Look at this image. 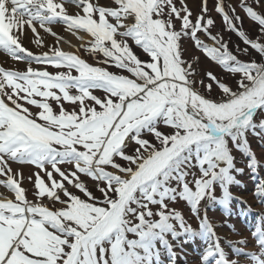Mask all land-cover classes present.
<instances>
[{
	"label": "snow or ice",
	"instance_id": "1",
	"mask_svg": "<svg viewBox=\"0 0 264 264\" xmlns=\"http://www.w3.org/2000/svg\"><path fill=\"white\" fill-rule=\"evenodd\" d=\"M209 3L194 15L185 0H0V53L15 62H0V185L10 194L0 193V264H176L169 235L207 241L199 264H264V226L251 240H227L229 252L206 209L197 230L174 206L186 202L199 217L202 202H218L231 215L233 199L245 203L230 191L239 183L233 170L244 171L232 148L256 170L248 134L264 140L256 119L264 116V0ZM237 7L260 26L255 38ZM213 10L247 47L234 53L213 34ZM56 24L89 36L86 50L103 59L62 50ZM188 40L231 82L211 70L213 83L196 79L200 61L185 58ZM12 163L38 169L28 176L32 199ZM255 195L264 198V183Z\"/></svg>",
	"mask_w": 264,
	"mask_h": 264
},
{
	"label": "rangeland",
	"instance_id": "2",
	"mask_svg": "<svg viewBox=\"0 0 264 264\" xmlns=\"http://www.w3.org/2000/svg\"><path fill=\"white\" fill-rule=\"evenodd\" d=\"M196 3L197 5L195 7H190L187 5L190 9L193 10L194 15H198L200 12L201 1L197 0ZM228 3L238 5L239 0H225V4L227 5ZM209 7H212L214 9V0H210ZM237 12L243 18V30H245L250 35V37L255 38L259 34L260 26L258 25V23L248 18L246 13L239 7H237ZM211 16L216 22L215 26L212 28L213 34L219 33L224 40L228 41L229 47L234 53L236 52V48L234 47L236 45H238L240 48L247 47V45L243 43L242 38H240L237 33L225 30V25L222 21V18L217 12L213 10ZM89 39L90 37L87 35L84 36L83 41H81L79 38V47L76 49L72 47L71 50L76 52L77 55H82L84 58H88V61L90 63H94L98 59H103V57L97 56L86 50L87 47H89L87 43ZM201 39L205 40L206 43H212L211 40L203 35H201ZM82 43L84 44V47H81ZM184 43L188 48V52L185 53V58L190 59L191 56L199 58V65H194L199 73V75L195 77L196 79H204L206 84L213 83L211 80L205 77V72L211 70L218 77V79H223L231 82V74L227 73L222 68V66L211 61L201 50H198L194 46L193 41L188 40ZM137 52L139 53L140 50L137 49ZM249 52L252 58H255L257 60L259 59V54L256 53L255 50L249 48ZM239 58L242 60H248L249 56H240ZM48 70L52 73H55L56 71H68L67 68H61L58 70L54 66H48ZM110 70L114 72L119 71L115 67H111ZM72 74L78 75V73H76L75 71H73ZM213 87L216 88V85L213 84ZM216 91L219 90L216 89ZM93 93L96 95H103L102 90H93ZM71 94H77V90L72 89ZM53 106L55 107V105ZM256 119L258 122L259 119H264V116H260ZM256 131L259 132L260 129H257ZM145 138L154 141V137L151 134H147ZM248 139L250 142L251 150L255 154L258 161L257 168L256 170H253L248 166L251 160V157L249 155L243 153L240 150L232 148L235 168H243L244 171L243 173L238 174L235 172V170H233V174L236 176V180L239 181V183H235L230 186V191L233 193V195L237 198H242L245 203H241L238 199H233L230 205L232 214L226 215L225 208L221 204H219L218 202L205 201L202 202L199 217L192 213L190 207L186 204V202L179 201L174 205L183 213L186 221L192 226V228L197 230L199 229L200 218H203L206 209L207 218L210 222L213 223L214 230L217 236L220 238L222 246L225 247L226 251L229 252H231L232 249L227 244V240L239 241L240 239L245 237L251 240L252 233L255 230V227L257 225L264 226V202H262V199L264 198L255 195L257 186L261 183H264V140L258 138L253 133L248 134ZM132 147H135V144H133ZM11 167L14 173H22V186L28 190L29 199H32L35 176L32 177L31 181L28 180V176L38 171V169L33 165H22L19 163H12ZM41 175H43V173H41ZM4 178L5 177H0V179ZM82 179L88 185H94L96 183V181L92 180V178L90 177H82ZM92 190L97 195H99L97 189L93 188ZM1 191H3L5 195H10L3 187V185H0V193ZM215 195L218 198L222 197V189L218 185L215 189ZM56 206L59 207V204L57 203ZM168 239L173 243L174 251L178 253L176 257V264H199L202 253L207 246V241H205L201 237H197L192 241L185 243V237L181 236L180 238L173 240L170 235ZM236 246L245 247L244 245L239 244H237ZM246 250L248 249L246 248ZM164 259L167 261V257H165Z\"/></svg>",
	"mask_w": 264,
	"mask_h": 264
},
{
	"label": "bare ground",
	"instance_id": "3",
	"mask_svg": "<svg viewBox=\"0 0 264 264\" xmlns=\"http://www.w3.org/2000/svg\"><path fill=\"white\" fill-rule=\"evenodd\" d=\"M197 0H185V3L188 5V6H196L197 3H196ZM201 1V0H200ZM53 27V31L57 32L59 34L60 37H62L63 39L61 40V43L59 44V47L64 50V51H69V52H72L73 54H76V52L72 51L71 48L74 47V49L78 48V39L80 38V33H77V34H72L70 32H67L65 31V28L63 25H56V26H52ZM41 35L43 37V39L46 41V43L48 45H55L56 43V38L52 37L51 35L49 34H45L43 32H41ZM66 41V42H65ZM77 44V46H76ZM28 47L31 48V50L34 52V53H40L44 50H47V48H38L37 46H35L34 44H31V43H28L27 44ZM85 50V49H84ZM83 59H85L87 62H89L88 58H84L82 55H80ZM6 61V62H5ZM0 62H5L2 64V66H5V67H12L13 64L15 62L11 61L10 59H8L3 53H0ZM90 63V62H89ZM19 67H23V63H20L18 64ZM218 92V91H216ZM215 94V93H214ZM1 193L4 194L3 191H1Z\"/></svg>",
	"mask_w": 264,
	"mask_h": 264
}]
</instances>
